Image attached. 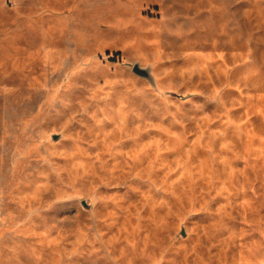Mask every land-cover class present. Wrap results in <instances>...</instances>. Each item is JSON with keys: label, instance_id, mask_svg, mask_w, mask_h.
<instances>
[{"label": "rangeland", "instance_id": "rangeland-1", "mask_svg": "<svg viewBox=\"0 0 264 264\" xmlns=\"http://www.w3.org/2000/svg\"><path fill=\"white\" fill-rule=\"evenodd\" d=\"M0 264H264V0H0Z\"/></svg>", "mask_w": 264, "mask_h": 264}, {"label": "water", "instance_id": "water-1", "mask_svg": "<svg viewBox=\"0 0 264 264\" xmlns=\"http://www.w3.org/2000/svg\"><path fill=\"white\" fill-rule=\"evenodd\" d=\"M133 73L142 78H150V73L147 69L142 68L139 64L133 66Z\"/></svg>", "mask_w": 264, "mask_h": 264}]
</instances>
